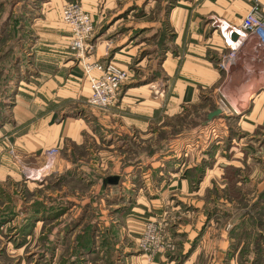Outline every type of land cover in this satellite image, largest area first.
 Listing matches in <instances>:
<instances>
[{
  "label": "rangeland",
  "instance_id": "obj_1",
  "mask_svg": "<svg viewBox=\"0 0 264 264\" xmlns=\"http://www.w3.org/2000/svg\"><path fill=\"white\" fill-rule=\"evenodd\" d=\"M178 1L144 0L147 7L143 8L141 3L143 9L137 13L144 16L143 21L132 22L129 29L125 28L126 23L119 22V28L109 36V27L124 13L109 23L98 24L95 31L94 40L101 36L107 39L108 56L130 41L141 45L139 60L136 59L129 69L131 80L136 81L131 86L151 82L154 97H162L167 92L161 69L174 36L168 13ZM45 2L0 0V128L12 122L18 99L20 104L29 106L25 107L27 114L33 113L34 105L38 106L33 102L40 88L38 69L33 65L39 60L33 52L30 55V49L36 45L50 49L60 44L59 38L54 36L52 22L40 23ZM60 19L63 23L61 12ZM57 29L63 31L60 27ZM119 39H125L126 43L118 45ZM66 43L63 46H68V50H64L73 54L74 65L83 67L82 58L87 60L88 57L79 56ZM153 54L152 68L148 65L141 70L135 68L144 59H151ZM226 105L224 99L218 105L214 102L193 105L179 116L161 120L154 128L156 136L148 140L112 136L106 143H111L114 137L118 139L106 154V157L114 156L110 170L102 171L92 165L98 160L92 155L89 156L91 167H82L78 158L86 153L74 146L71 157L63 151L64 158L75 164L68 172L59 175L54 169L45 178L23 179L16 183L19 196L9 214L0 215V224L7 223L0 229V264H65L79 252L78 239L89 230L93 241L97 242V249L95 254L83 257V264H106V257L110 255L119 256L117 264H144L142 260L146 264H253L254 260L255 264H264V134L253 139L257 149L248 152L246 141L249 140L240 142L243 136L233 119L234 114L225 111L208 121L209 113L220 109L219 106L226 109ZM207 107L210 108L205 109ZM95 110L100 114L107 112ZM75 114L69 112L70 116ZM163 115L162 110L161 118ZM96 124L101 129L105 125L103 121ZM217 125L221 126L220 131ZM153 155L160 165L156 169L163 166L173 170L174 163L181 162L176 172L181 179H191L190 192L166 193L167 179L160 183L156 179L151 181L149 190L145 187V192L141 193L140 207L143 205L145 211H131V205L137 201L135 195L119 191L118 186L122 184L119 181L105 184L104 180L115 176L124 178L122 170L126 165H133L141 156L151 158ZM87 161L88 158L84 160ZM158 171H152L150 178H163L166 171L164 175ZM137 182L134 184H142ZM215 206L225 212L216 215L207 211ZM56 217L59 219H54ZM130 219L142 221L143 227L137 235L128 230L132 227ZM150 223H155L166 245H174L173 250L166 248L151 258L140 249V240ZM238 226L240 238L230 240L231 231ZM51 244L57 245L55 254L43 258L45 249Z\"/></svg>",
  "mask_w": 264,
  "mask_h": 264
},
{
  "label": "crops",
  "instance_id": "obj_2",
  "mask_svg": "<svg viewBox=\"0 0 264 264\" xmlns=\"http://www.w3.org/2000/svg\"><path fill=\"white\" fill-rule=\"evenodd\" d=\"M69 1L74 0H46L42 9L40 23H47L49 20L52 22V25L55 26H53L54 36L59 38L60 44L53 45L50 49L37 45L30 49V55L33 52L39 60L35 66L33 65L38 69L39 95L33 101L38 106L34 105L33 113L29 111L30 113L27 114L25 110L27 106L20 104L18 99V104L13 110L12 122L10 121L0 128V215L5 217L12 210L13 203L19 196L16 183L23 179L31 180L30 172L38 175L42 173L45 176L48 175V172L52 174L55 169L54 172L61 175L74 167L75 164L67 159V157H71L69 156L70 151L74 149V146L86 153V156L80 155V158H78V153L75 154L78 160L80 159L78 163L82 164V167L84 165L87 168L91 167L89 156L92 155L94 160L98 159L96 164L92 165L101 168L102 171L106 168L110 170L114 156L109 154L106 157V154L110 152L109 150L114 147L118 139L114 137L111 143H106L112 136L126 138L135 136L140 137L142 141L148 140L149 137L153 138L152 136H156L154 128L161 123V120L179 116L183 110L200 103L214 102V105H218V102H222L223 99L220 93L221 88H225L226 93L243 110L241 115H233V119L240 127L241 137L243 136L240 142L249 140L246 141L248 152L250 149H257L253 139L264 134V34L260 33L251 37L233 65L230 62L229 67L224 69L221 64L228 50L220 32L213 28L211 21L219 19L232 25H240L253 7L258 6L260 9H264V0L178 1V4L168 13V23L173 27L174 36L162 62V77L166 79L167 83V92L162 97L153 96L151 82L131 86L136 81L131 80L129 69L139 60V52L142 51L141 45H137L134 41L126 43L125 39L121 41L119 39L117 44L126 43L124 48L114 49L108 56L106 53L107 39H103L102 36L97 37L95 53L90 59L113 62L117 67L126 71L129 77L120 91L116 105L104 114H100L89 104L92 89L84 69L81 65H74L73 54L64 50L65 48L68 50V46H63V43L65 41L66 44L69 43L70 29L61 22L60 12L63 5ZM75 1H80L91 15L96 26L95 29L98 24L109 23L113 18L126 13L118 19L119 21L117 20L118 22L109 27L107 31L109 36L119 26V22L126 23L125 28L129 29L132 27V22L143 21L144 16L142 14L139 16L137 13L144 6L147 7L144 0ZM141 3L143 8H141ZM133 7L136 8L127 12L129 8ZM114 11H116L115 14ZM134 12L136 13L132 14ZM58 27L63 31H59ZM154 59L153 54L151 59H144L137 64L139 67L135 68L141 70L147 65L151 66ZM228 75L232 76L230 83L227 82ZM252 90L255 93H252L249 103L246 104L245 96L250 95ZM208 108L210 107L205 109ZM219 108L223 112L226 111L222 106ZM162 110L165 115L161 118L160 111ZM69 112L76 114L70 116ZM67 114L69 116H66ZM100 121L105 123L103 129L96 127V123H100ZM216 127H219L220 131L221 126L217 125ZM117 144L120 145V142ZM141 145L143 147L144 143ZM52 149L59 150L56 157L49 154ZM63 151L67 152L66 158L63 156ZM248 154L250 155V153ZM156 155L158 156V154ZM156 155L151 158L141 156L135 163H132L133 165L125 166V169L122 170L124 178L115 176L119 180L118 183H122L121 186H118V190L125 193L128 191L137 199V204L132 201L131 211L135 210L141 213L145 211L143 205L140 207L142 204L140 200L142 201L143 198L141 193L145 192L146 188L149 190L151 181L156 179L159 180V183L165 182L167 179L166 193L175 195L176 193L190 192L191 179L187 177L181 179L177 174L178 171L176 172L177 165L181 162L174 163L173 170H170V167L168 170L164 169L163 166L156 169L157 166H160ZM87 158L89 163L88 161L84 162ZM142 166L150 167L144 169ZM152 171H158L163 175L166 171V174L163 178L160 176L150 178ZM172 173L174 174L172 175ZM108 179L110 178L104 180L105 184ZM137 181L142 184L140 186L134 184L138 183ZM126 183H131L130 187ZM162 186L165 188L164 184ZM103 187L107 188L102 185ZM139 217L141 216H136V218ZM139 219H130L132 227L128 224L130 226L128 230L136 232V235L143 227L142 221ZM4 224L7 223H1L0 229ZM142 262L146 264L145 260Z\"/></svg>",
  "mask_w": 264,
  "mask_h": 264
},
{
  "label": "built area",
  "instance_id": "obj_3",
  "mask_svg": "<svg viewBox=\"0 0 264 264\" xmlns=\"http://www.w3.org/2000/svg\"><path fill=\"white\" fill-rule=\"evenodd\" d=\"M61 15L63 23L70 29V49L77 52L79 56L88 57L87 60L82 58V63L92 89L89 104L94 109L108 111L118 102L120 91L129 78L128 73L113 62H100L90 59L96 49L94 40L96 29L91 15L80 1L66 2L62 7ZM212 24L220 32V36L227 47L228 52L221 64L222 68L227 69L230 62L233 65V62L238 59L251 37L260 33L264 34V9H260L258 6L253 7L240 25H232L219 19H215ZM235 34L237 35L236 39H234ZM230 81H232V76L228 75L227 82L230 83ZM220 93L227 102L226 112L236 116L241 115L243 111L237 114V109L242 110V108L226 93V89L221 88ZM49 154L56 157L59 150L52 149ZM50 174L51 172H48L44 178ZM158 233L155 223H150L145 228L140 240V249L151 258L166 248L168 250L175 248L172 244L166 245Z\"/></svg>",
  "mask_w": 264,
  "mask_h": 264
},
{
  "label": "trees",
  "instance_id": "obj_4",
  "mask_svg": "<svg viewBox=\"0 0 264 264\" xmlns=\"http://www.w3.org/2000/svg\"><path fill=\"white\" fill-rule=\"evenodd\" d=\"M209 121V120H208ZM219 207H216L214 209H208L207 211H209V213H213L216 214V215H219V214H223L225 211H220L218 209ZM211 217V216H210ZM54 219H59L58 217L54 218ZM234 232V233H233ZM240 226H238L237 228H235V230L231 231V234L229 236V239L232 240L233 238H240ZM84 234V235H83ZM80 238V240L78 239V244L76 246H80L79 247V252L77 253L76 252V255H74L72 257L71 260H66L64 263L65 264H83L84 260H83V257L87 254H95L96 253V249H97V245H96V240L93 241V234L91 233V230L87 231V233H83ZM241 240V239H239ZM49 247V248H48ZM45 250L46 251V255L42 256L43 258L49 254H52V257L53 255L55 254V250H56V247L57 245L55 244H51L49 245ZM86 252V253H84ZM41 257V258H42ZM119 257V256H118ZM116 255L112 256L110 255L109 257H106V261L105 263L106 264H117V258ZM255 264V260H254V263Z\"/></svg>",
  "mask_w": 264,
  "mask_h": 264
},
{
  "label": "bare ground",
  "instance_id": "obj_5",
  "mask_svg": "<svg viewBox=\"0 0 264 264\" xmlns=\"http://www.w3.org/2000/svg\"><path fill=\"white\" fill-rule=\"evenodd\" d=\"M260 79H261V78H260ZM257 80H258V79H257ZM255 81H256V80H255ZM258 81H260V80H258ZM258 81H257V83H260V82H258ZM261 83H262V82H261ZM254 84H255V82H254ZM252 85H253V84H252ZM255 85H256V84H255ZM255 85H254V86H255ZM261 85H262V84H261ZM263 85H264V81H263ZM254 86H253V87H254ZM256 86H257V85H256ZM255 88H257V87H255ZM263 88H264V87H263ZM250 89H251V88H250ZM252 89H254V88H252ZM255 90H256V89H255ZM252 93H255L254 90H252V92H250V95H247V94H246V95H247V96H245V97H246V102H245L246 104L249 103V100H250V98H251ZM245 97H244V98H245ZM242 101H244V100H242ZM239 102H240V100H239ZM237 103H238V101H237ZM242 103H244V102H242ZM246 104H245V105H246ZM241 111H243V110H241V109H237V114H238V113H241ZM40 172H41V171H40ZM40 174H41V175L34 174V173H30L29 175L32 176V177H30V179H31V178H36V177H37L36 179H38V178L41 179V177H42L43 175H42V173H40ZM43 174H44V173H43ZM38 176H40V177H38ZM28 177H29V176H28ZM31 180H32V179H31ZM33 180H34V179H33ZM43 180H44V179H43ZM43 180H42V181H43Z\"/></svg>",
  "mask_w": 264,
  "mask_h": 264
},
{
  "label": "water",
  "instance_id": "obj_6",
  "mask_svg": "<svg viewBox=\"0 0 264 264\" xmlns=\"http://www.w3.org/2000/svg\"><path fill=\"white\" fill-rule=\"evenodd\" d=\"M236 38H237V35L235 34V35H234V39H236ZM221 113H222V111H221L220 109H218V110H216V111H214V112L209 113V115H208V120H209V121H212L213 119H215V118H217L218 116H220ZM118 181H119L118 178L115 177V178H110V179H108L107 182L112 183V184H116Z\"/></svg>",
  "mask_w": 264,
  "mask_h": 264
}]
</instances>
